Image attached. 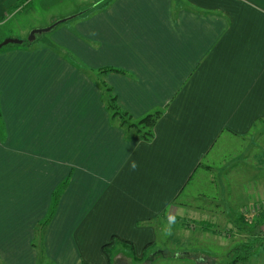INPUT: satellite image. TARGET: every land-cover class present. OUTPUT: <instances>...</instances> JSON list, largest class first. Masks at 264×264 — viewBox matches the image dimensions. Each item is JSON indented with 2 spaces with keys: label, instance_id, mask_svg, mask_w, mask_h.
I'll return each instance as SVG.
<instances>
[{
  "label": "crops",
  "instance_id": "0c3cea01",
  "mask_svg": "<svg viewBox=\"0 0 264 264\" xmlns=\"http://www.w3.org/2000/svg\"><path fill=\"white\" fill-rule=\"evenodd\" d=\"M32 1L0 0L2 38L25 39L31 28L50 26L53 19L69 14L72 17L66 22L72 21L37 33L27 50L15 51L29 67L40 68L42 57L55 58L60 56L58 51L102 53L109 60L99 68L110 62L122 71H112L104 81L122 109L135 119L161 110L151 141L142 142L128 131L130 146L133 152L140 150L141 159L119 172L120 177L111 173L109 161H99L98 155L96 161L79 164L85 157L83 149L74 156L78 160L60 167L54 162L29 167L54 154V147L48 145L41 151H29L35 160L16 158L15 166H5L10 183L17 184L18 199L41 196L45 209L49 195L65 175L69 177L45 230L51 264H107L101 246L112 235L132 241L136 248L155 241L160 227L154 225L164 209L177 210L172 204L200 167L212 171L218 166L223 155L216 156V149L238 145V139L255 134L253 128L264 122V0H75L68 12L67 8L63 13L54 10L41 22L30 20ZM41 40L47 44L35 48ZM98 89L92 90L84 118H96L107 127V138L110 132L109 138L119 136L122 130H112L108 119L114 118L100 102ZM64 100L61 105L68 121L72 111L80 110L79 103ZM0 101H4L2 90ZM4 115L7 112L0 106V140L3 133L12 136L8 132L10 120ZM82 119L81 114L78 125L70 126L79 127ZM39 136L34 135L36 139ZM250 147L245 157L261 159L263 153L259 154L257 144ZM12 152L24 150L17 147ZM24 184L29 188L24 189ZM258 201L264 205V199L258 197ZM1 216L0 212V227L19 226L20 222L14 225ZM215 216L218 222L224 210L219 209ZM39 219L41 215L30 223ZM30 223L23 246L9 245L7 235L0 239V264L37 263Z\"/></svg>",
  "mask_w": 264,
  "mask_h": 264
},
{
  "label": "rangeland",
  "instance_id": "374dc122",
  "mask_svg": "<svg viewBox=\"0 0 264 264\" xmlns=\"http://www.w3.org/2000/svg\"><path fill=\"white\" fill-rule=\"evenodd\" d=\"M74 1L34 0L30 3L33 4L29 9V12L33 11L29 15L30 20L41 22L54 10L63 13L67 8L68 12V6ZM172 1L177 3V0ZM71 16L69 14L65 18ZM7 18L8 16L5 19ZM58 20L60 19L55 18L53 22ZM71 21H64L60 26H66ZM24 25L28 26L27 23ZM46 27L48 26L38 28ZM5 38L0 34V42ZM41 43L46 42L41 40L34 47ZM87 43L95 45V42ZM27 48L12 42L0 47V90L4 96L0 106L5 113L7 112L4 117L10 120L7 122L8 132L12 135L6 136L2 132L3 137L0 140V212L3 221H13L14 225L20 222L18 227H0V239L7 235L9 245L23 246V241L26 240L24 237L29 234L26 226L30 220L41 215L37 222L30 223L31 230L34 229L32 246L37 250L36 264H51L52 260L46 252L44 235L55 213L49 221L47 220L49 213L53 208L56 211L61 202L60 197L63 198L69 177L65 175L61 179L54 193L47 198L49 203L45 209L46 202L41 200V196L28 200L18 199L17 184L10 183V177L4 173L5 166L7 164L10 168L15 166L16 158L35 160L29 151H41L48 145L54 147V154L50 153L29 167L37 166L41 162H54L55 167L63 166L78 160L74 156L77 151L83 149L85 157L79 164L84 165L86 160L96 161L98 155V160L107 159L110 172L120 177L119 172L130 169V166L137 162V158L141 159V152L140 150L138 153L133 152L130 134L119 126L117 118L108 120L112 130L121 129V134L110 138L112 133L110 132L107 138V127H103L96 118L91 121L84 118V107L88 106L87 101L93 97L94 88H99L100 102L104 103L106 110L105 102L114 95L109 89L110 85L104 82L110 78L112 71L105 73L98 71L99 67L109 60L107 55L87 49L78 53L58 51L60 56L42 57L40 68H32L15 52ZM108 66L112 67L110 62L104 67ZM64 99H72L79 103L80 110L72 111V117L68 121L65 107L61 105ZM90 112L91 108L88 115H91ZM108 113L110 114L109 111ZM81 114L83 118L81 125L71 127L70 124L78 125ZM97 123L101 126L98 127ZM253 129L255 134L246 139H238L240 141L238 145L226 149L222 147L221 151L216 149V156L223 155L217 164L219 168L217 166L211 171L200 167L196 171L179 198L172 204L177 210L165 208L163 216L156 221L154 226L160 228L156 229L155 241L136 248L132 241L127 240L134 245L133 253L128 247L119 244L114 251L113 264H226L234 258H238V264H264V225L262 228L256 224L255 229L250 231L249 228L248 231L247 227L242 225L244 221L239 216L242 208L248 210L259 208L262 202L258 201V197L264 199V122H259ZM28 134L30 136L24 138ZM35 134L40 135L38 139L34 137ZM136 136L142 142H146L137 134ZM254 144H257L259 154L263 153L262 158L259 157L256 161L245 157L246 150L251 149L250 146ZM17 147H22L24 152H12ZM101 149L104 151L103 154H100ZM204 164H207L205 160ZM23 188L28 189L29 186L24 184ZM55 194L59 196L58 199L54 198ZM188 196V200H185ZM74 200L73 196L71 202ZM219 209L224 210V217L216 222L215 213ZM257 215L258 213L253 214L256 218ZM169 216L176 218L170 232L167 224ZM145 246L148 247L143 252ZM244 255L247 257H243Z\"/></svg>",
  "mask_w": 264,
  "mask_h": 264
},
{
  "label": "trees",
  "instance_id": "16d2710c",
  "mask_svg": "<svg viewBox=\"0 0 264 264\" xmlns=\"http://www.w3.org/2000/svg\"><path fill=\"white\" fill-rule=\"evenodd\" d=\"M22 46H27L30 45L29 40L27 38L22 39ZM98 71L105 73L109 71H117V72H122L118 68L114 67H103L99 68ZM110 89V88H109ZM116 96L113 95L111 96L106 102V107L107 110L110 112L111 117L117 118L118 124L121 128H125L127 131H133V133H136L138 136H140L143 140H150L154 136V126L156 122L158 121V118L161 115V110H155L150 113H147L137 120H133V116L129 114L126 110L122 109L118 104L116 100ZM58 195H54V198L58 199ZM54 208L53 210L49 213L48 220L49 221L53 215ZM259 215V216H258ZM257 218L256 216H243L240 215V218L244 223H242L243 226L247 227L246 230L250 231L256 228V224H259V226L264 225V214H258ZM121 244L123 246L128 247L132 253L134 252V245L133 243H130L127 240L122 239L121 237L117 235H112L110 240L103 244L102 246V253L105 255L108 264H113V256H114V251L118 247V245ZM148 246H145L143 249V252L146 251V248ZM243 257H247L244 255ZM238 258H234L227 262L226 264H238ZM81 264H88L86 262H81Z\"/></svg>",
  "mask_w": 264,
  "mask_h": 264
},
{
  "label": "water",
  "instance_id": "95a60500",
  "mask_svg": "<svg viewBox=\"0 0 264 264\" xmlns=\"http://www.w3.org/2000/svg\"><path fill=\"white\" fill-rule=\"evenodd\" d=\"M72 17V16H71ZM69 17V18H71ZM69 18H61L60 20L54 22L52 25L46 27V28H42V29H39V28H34V29H31L28 36H27V39L29 41H32L35 39L36 37V34L37 33H42V32H46V31H49L52 27H54L55 25H57L58 23L60 22H64L66 20H68ZM8 42H12V43H21L22 42V39H19V38H5L2 42H0V47Z\"/></svg>",
  "mask_w": 264,
  "mask_h": 264
},
{
  "label": "built area",
  "instance_id": "2783aa9c",
  "mask_svg": "<svg viewBox=\"0 0 264 264\" xmlns=\"http://www.w3.org/2000/svg\"><path fill=\"white\" fill-rule=\"evenodd\" d=\"M241 213L243 215H247V217L248 215L253 216V214L255 213L264 214V205H261L259 208H251L250 210H248L247 208H242Z\"/></svg>",
  "mask_w": 264,
  "mask_h": 264
},
{
  "label": "clouds",
  "instance_id": "9594fccd",
  "mask_svg": "<svg viewBox=\"0 0 264 264\" xmlns=\"http://www.w3.org/2000/svg\"><path fill=\"white\" fill-rule=\"evenodd\" d=\"M176 223V218L174 216H169L167 218V224H168V231H171V226Z\"/></svg>",
  "mask_w": 264,
  "mask_h": 264
}]
</instances>
